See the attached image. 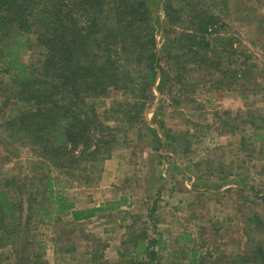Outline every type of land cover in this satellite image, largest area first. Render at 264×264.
Wrapping results in <instances>:
<instances>
[{
  "label": "rangeland",
  "instance_id": "rangeland-1",
  "mask_svg": "<svg viewBox=\"0 0 264 264\" xmlns=\"http://www.w3.org/2000/svg\"><path fill=\"white\" fill-rule=\"evenodd\" d=\"M157 1L147 6L165 83L159 87L158 79L144 94L135 121L121 112L131 96L115 89L87 93L75 112L89 117L90 130L82 146L72 144L74 154L95 143L94 118L113 135L104 130L107 148L77 164L68 161L66 172L22 145L20 136H8L15 92L9 79L18 73H5L0 62V189L9 190L20 218L6 236L13 245L0 248V264H38L37 255L40 264H118L129 227L134 236L161 235L154 248L163 264H252L241 256L254 244L264 248V0H175L173 25ZM186 13L196 15L189 29L198 34L202 19L219 20L209 61L189 53L185 41L169 50L168 38L191 25ZM229 43L236 52H222ZM39 50L34 45L17 57L27 71L38 68ZM169 51L178 61L168 59ZM174 63L177 80L169 77ZM45 175L57 177L53 189L77 209L103 210L83 221L70 213L56 219L50 197L39 194ZM32 209L53 214L32 216ZM133 249L130 244L128 252Z\"/></svg>",
  "mask_w": 264,
  "mask_h": 264
},
{
  "label": "trees",
  "instance_id": "trees-1",
  "mask_svg": "<svg viewBox=\"0 0 264 264\" xmlns=\"http://www.w3.org/2000/svg\"><path fill=\"white\" fill-rule=\"evenodd\" d=\"M149 1L0 0V41L5 42L0 47V62L7 67L5 73L9 74L11 70L18 73L14 74L15 80L9 79L15 92L10 96L14 106L9 108L6 121L8 136H20L22 145L30 146L34 153L49 159L55 168L66 172L65 169L70 168L68 161L72 165L77 164L99 153L102 147L107 148L109 142L102 143L104 130H108L110 137L113 135L110 128L94 118L100 128L94 132L95 143L82 147L74 154L72 144L82 146L80 138L90 130L87 124L89 117L75 112L87 93L99 97L105 96L108 89H115L131 96L121 112L129 120L138 119L144 105V94L156 87L159 80V87L165 83L164 71L160 70L158 63L151 11L147 6ZM157 2H162L168 21L173 25L180 3L175 0ZM195 17L186 13L185 20L191 25L175 31L174 36L168 38L169 50L171 47L174 49L175 43L178 45L185 41L190 45L189 53L201 54L209 61L212 58L208 54L214 53L218 46L220 34L216 28L219 20L200 18L202 24H199L198 34L189 29L195 25ZM192 44L201 45L204 49H195ZM34 45L40 48V59L38 68L29 72L17 57L30 51ZM227 49L235 51L232 43L222 52ZM183 56L187 55L183 53ZM168 59L178 61L179 55L169 51ZM172 72L175 75H169L170 79H180L175 63ZM83 94L85 96L82 97ZM136 108L138 111L134 113ZM92 113L96 117L94 111ZM164 136L169 138V135ZM262 145L264 147V141ZM44 178L47 184H43V193L40 191L39 194L44 198L50 197V203L59 212L56 219L70 213L73 221H83L103 210V207L77 209L61 192L53 189L54 183L60 185L56 176L45 175ZM15 207L9 190L0 189V248L13 245L14 239L6 236L11 233L12 224L20 219L14 214ZM31 211L32 216L38 217L49 218L53 214L46 209ZM129 229L119 252L118 264L125 262L126 255L130 257L128 264H163L154 248L160 243L161 235L156 233L153 238L145 233L134 236V228ZM130 244L134 247L132 253L128 252ZM254 245L250 254L241 256L242 263L264 264V248ZM40 258L37 255L38 264Z\"/></svg>",
  "mask_w": 264,
  "mask_h": 264
}]
</instances>
